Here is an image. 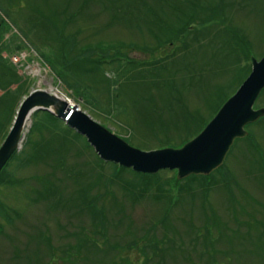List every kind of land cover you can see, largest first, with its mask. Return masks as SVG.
Instances as JSON below:
<instances>
[{"label": "rangeland", "instance_id": "obj_1", "mask_svg": "<svg viewBox=\"0 0 264 264\" xmlns=\"http://www.w3.org/2000/svg\"><path fill=\"white\" fill-rule=\"evenodd\" d=\"M0 15L14 29L4 38L10 50L23 47L25 37L36 52H27L26 63L42 70L38 79L21 73L8 54L3 58L31 92L79 106L145 152L176 147L186 131L150 130L143 116L153 108L150 92L157 91L141 84L131 66L121 67L172 63L165 78L189 86L184 105L173 109L199 111L209 123L224 95L236 92L248 58H264V0H0ZM66 43L75 48L78 70L70 83L44 65V56L56 59ZM217 85L218 99L208 101ZM4 107L0 147L20 105ZM256 107L264 108V96ZM26 127V144L0 177V264H264V123L235 145L207 195L197 182L182 183L195 195L171 192L174 171L161 172L155 182L131 171L117 177L85 137L48 113ZM140 241L129 258L119 255ZM107 242L115 245L109 255Z\"/></svg>", "mask_w": 264, "mask_h": 264}, {"label": "water", "instance_id": "obj_2", "mask_svg": "<svg viewBox=\"0 0 264 264\" xmlns=\"http://www.w3.org/2000/svg\"><path fill=\"white\" fill-rule=\"evenodd\" d=\"M263 91L264 58L260 62L254 59L250 77L201 135L180 150L165 149L150 153L132 148L78 107L47 92H35L23 103L14 129L0 149V174L17 153L28 119L36 111H47L87 137L106 162L148 175L163 170L178 171L179 180L192 175L209 176L223 166L235 142L248 135L246 127L264 117V109L255 110Z\"/></svg>", "mask_w": 264, "mask_h": 264}, {"label": "trees", "instance_id": "obj_3", "mask_svg": "<svg viewBox=\"0 0 264 264\" xmlns=\"http://www.w3.org/2000/svg\"><path fill=\"white\" fill-rule=\"evenodd\" d=\"M66 24H69V21H66L64 23L65 26H66ZM9 32H11V33H9ZM8 33L13 34L12 27L10 26L8 21L0 15V91L5 92V94L2 97H0V105L5 106L4 108H6V110L9 111L10 107L13 104H15L16 101H18L19 105H20L23 98L30 95L31 85L29 82H23L21 77L18 75V72L15 69H13L11 67L4 66V64H3L2 54L6 51L7 52L11 51L9 48L11 46V43L6 44L4 41V38L9 39ZM65 40L66 41L68 40L67 41V43H68L71 39L65 38ZM67 43L61 44L60 46H58V49L55 51L58 53L57 54L58 56L56 59L52 58L50 56H48V57L44 56V59L46 60L45 62L47 64L48 63L50 64L51 68L56 72V75L59 79L63 80V78H65V81L68 80L67 82L70 83V81L72 82L73 78H75L78 70L76 68L75 61H74V49L75 48L68 46ZM22 49H23L22 47H18L16 49V51L22 50ZM68 58L70 60V65H66V63H65L66 61H68L67 60ZM170 64H172V63H168L165 60H155L154 62H150V63H139V66H136L135 64H134V66H132V64H129L127 67H121V68L128 71L130 66H131L133 69V72H135V75L140 77L139 82L141 84H143V83L147 84L150 86V88H151V86L154 87V90L157 91V93L153 94L154 91L150 92L151 95H150V99H149L153 108L152 109L150 108V109H147V111H144L145 113H144L143 117L145 118V120L148 121V123H149L148 125H149L150 130L154 129L155 131L164 132L166 134H169L173 131H176V132L186 131L187 136L186 137L182 136L179 139L177 146L174 147V148H182L185 144H187L193 138L198 136L204 130V128L207 126L208 123L204 122V118H202V117H204V115L202 114L203 115L202 116L199 111H196V113H195L193 111H190L189 109H187L184 106H182L181 112H177V111H175V109H173L174 105H176L177 103L182 102L184 105V100L187 99L184 94H185V92L189 91V86H188L186 81L182 82L180 84V83H178L177 79H174L171 81L170 79H168L169 77L165 78L164 74L168 72V70H169L168 68H169ZM143 66H146V67H143ZM142 68H145L147 70L143 73ZM234 72L237 73L236 71H234ZM251 72H252L251 60H250V58H248V65L246 67L240 68V80H238L240 82H239L238 88L249 77ZM68 73L70 75H67ZM137 80L138 79H136V81ZM194 80H192V83ZM73 86L69 84V87L74 90ZM14 87H15V91H14V94H12V93H10L11 92L10 90ZM150 88H149V90H150ZM219 89H220V85L213 86V87L209 88L208 92H212L211 90H213V92H212L213 95L211 97H214V98L209 97L208 101H210L211 99H213L211 101H214V99H218V97H219L218 94L220 92ZM164 92H167V93H164ZM160 93H161V95H160ZM263 96H264V92H263L261 98ZM228 99H229V97L224 95L225 102ZM5 100H7V101H5ZM83 102L87 103L88 101L83 100ZM223 105H224V102L221 103V105H219L216 110H214L215 115L219 112V110L221 109V107ZM210 108H211V110H213V106H211ZM166 113L169 115V117L172 115H175V116L172 119H170V118L165 116ZM140 115H142V113H140ZM262 123H264V118L262 120H260L257 124L249 126L247 129L251 130V128H254L255 126L260 125ZM0 133H1V131H0ZM250 137H251V133H250V136L247 140H249ZM163 148H166V147H163ZM163 148H161V149H163ZM98 160L100 161L99 163L102 164V167H104L105 163L102 162L100 159H98ZM108 165L113 166V169L115 170V172L116 171L118 172L116 174L117 177H119V176L122 177L121 176L122 174H125L126 172L131 171V170H126V169H120L116 165H112V164H108ZM224 170H225V165L223 166V168H221L219 171H217L216 173H214L212 176H210L208 178L192 177V178L186 180V182H189V183L190 182H193V183L197 182V183H199L200 187L197 188L198 189L197 191L202 192L204 194H207L209 189H211V186L214 184V180L216 178V175L219 172L224 171ZM133 174H135V173L133 172ZM135 175H138L141 178H147L146 179L147 182H152V181H154V179H157V177H149V176L146 177V176H141L139 174H135ZM182 183L183 182H179L177 180V178L173 179V184L171 186V192H176L177 195L178 194L179 195L185 194L186 192H185V189H184ZM132 187H134V184ZM141 187L143 188L144 184ZM155 187H157V185ZM158 187L161 188L160 186H158ZM158 187L154 188V189L157 190ZM201 189H204V190H201ZM149 190H151L150 187H149ZM161 191H162V189H161ZM190 192H192V191H190ZM159 193L161 194L160 191H158L157 194H159ZM193 193H194V195L196 194V192H193ZM193 193H190V194L192 195ZM172 194H174V193H172ZM101 223H104V222L102 221ZM90 242H91V240H90ZM162 242H164L163 244H166L167 242H170V241L163 240ZM139 243H141V241L138 243L137 242L134 243L135 245H131V246H128L127 248H124L122 253L119 255L121 257L124 256L126 258H129V257H127V255L133 253V251H135L136 248L139 246ZM83 244H84V242H83ZM114 246H110V244H108V242H107L106 245H104L103 249L104 250L107 249V253L109 255L111 252L110 248L113 249ZM78 249H81V248L79 247ZM97 249L99 251H102L101 248H99V247H97ZM69 253H72V252H69ZM146 253L147 252H145V251L142 252L143 255L144 254L146 255ZM205 253H208V252L205 251L202 253V255H205ZM154 255L155 256H158V255L161 256L159 253V250H157V249H156V251H154ZM69 257H72L71 260H74V261L76 259V258H74V256H69ZM126 263L132 264L130 262V260H128Z\"/></svg>", "mask_w": 264, "mask_h": 264}, {"label": "bare ground", "instance_id": "obj_4", "mask_svg": "<svg viewBox=\"0 0 264 264\" xmlns=\"http://www.w3.org/2000/svg\"><path fill=\"white\" fill-rule=\"evenodd\" d=\"M29 121H30V120L27 121V124H28Z\"/></svg>", "mask_w": 264, "mask_h": 264}]
</instances>
